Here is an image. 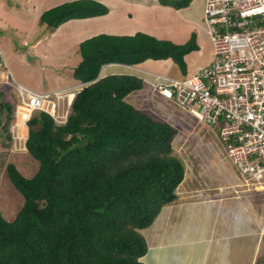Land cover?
Listing matches in <instances>:
<instances>
[{"label": "trees", "instance_id": "1", "mask_svg": "<svg viewBox=\"0 0 264 264\" xmlns=\"http://www.w3.org/2000/svg\"><path fill=\"white\" fill-rule=\"evenodd\" d=\"M157 1L180 9L192 0ZM108 11L99 0L64 1L42 11L38 23L54 30ZM197 47L194 33L179 44L141 31L102 32L79 43L73 76L84 84L66 121L57 124L34 110L26 121L25 149L37 169L26 177L13 162L6 165L23 201L12 219L0 211V264H145L139 260L147 250L139 229L176 199L185 165L171 142L178 128L125 100L145 86L144 78L113 67L170 58L185 75L184 55ZM109 63L115 65L99 76ZM5 84L13 95L5 98L0 89L9 142L16 101Z\"/></svg>", "mask_w": 264, "mask_h": 264}, {"label": "rangeland", "instance_id": "2", "mask_svg": "<svg viewBox=\"0 0 264 264\" xmlns=\"http://www.w3.org/2000/svg\"><path fill=\"white\" fill-rule=\"evenodd\" d=\"M64 1L70 0H0V47L5 56L6 66L0 68L6 70L11 83H20L37 92H65L68 94L66 98L70 103L75 94L73 90L81 87H78L76 83L79 82L73 76V69L81 59L78 51L81 41L102 32L131 35L137 31H150L157 23L150 16L155 11L151 4L148 5V9L142 7L141 13H138L137 6L134 5L138 3V0H99L110 7L111 12L108 16L105 18L100 16L99 19L94 17L70 19L60 24L55 30L38 23V16L42 11ZM196 2L199 1L196 0ZM164 22L163 18L158 20V24L161 25L160 31L166 32L167 35L170 29L168 26H163ZM205 35V43L201 45L200 54H195L197 58L195 61L200 65L207 63L211 55L213 56L212 42L207 33ZM157 36L168 38L164 35ZM148 60L149 65L139 64L138 66L164 76H183L173 61L160 63L158 60ZM188 60H191V55ZM131 66L130 68L115 66L113 69L140 73L134 65ZM108 72L110 69L105 66L101 69L99 76ZM142 74L145 82L148 75L143 72ZM0 77V80H6L2 73ZM11 83L10 85L0 83V89L4 90L3 84L10 86L15 93L16 101L17 92ZM150 90L145 82L143 88L134 90L125 100L139 109L150 110L155 118L167 121L178 128L171 142L174 153L183 160L185 165L184 179L183 183L179 184L180 187L191 188V184H197L198 181L210 186L224 183L223 186L229 187L227 189H231L230 186L238 190L242 187L244 195L248 196L252 202V210L256 218L261 222L262 211H264V189H261L263 186L257 184L254 187L252 183L247 184L246 180L243 181L242 177L238 178L239 172L236 166L225 157L224 142L216 135L213 136V132L207 125L199 122L196 117L171 100L162 99L165 102H161L154 97L149 100ZM4 92L5 98H13V95L9 94V88ZM16 111L17 109L14 110L13 118L8 125L10 141L5 142V132L2 130L1 122L5 121L6 110L0 109V211L7 219L15 216L23 201L21 194L6 175L7 163L13 162L26 177L32 175L37 169V161L25 149L27 126L21 124ZM232 172L237 177H231L232 180L229 182L226 176H232ZM177 188L176 191H178Z\"/></svg>", "mask_w": 264, "mask_h": 264}, {"label": "built area", "instance_id": "3", "mask_svg": "<svg viewBox=\"0 0 264 264\" xmlns=\"http://www.w3.org/2000/svg\"><path fill=\"white\" fill-rule=\"evenodd\" d=\"M202 7L213 59L185 77L155 73L148 96L171 100L207 125L224 142L237 176L264 189V0H204ZM0 67H6L1 49ZM0 73L6 78L0 83L10 84L6 70ZM11 84L22 125L34 110L49 113L57 124L66 120L67 93Z\"/></svg>", "mask_w": 264, "mask_h": 264}, {"label": "crops", "instance_id": "4", "mask_svg": "<svg viewBox=\"0 0 264 264\" xmlns=\"http://www.w3.org/2000/svg\"><path fill=\"white\" fill-rule=\"evenodd\" d=\"M198 1L192 0L188 6L180 9L161 5L157 0H138L134 4L138 13H141L142 7L148 9L149 4L155 8L150 16L157 25L144 33L159 39H166L157 36L164 35L168 37L167 40L179 44L186 42L192 33L195 34L197 49L184 55L186 72L190 74L209 64L213 57L211 55L209 61L201 65L195 61V54H200L206 36L202 21L204 0ZM110 12L109 7L106 14L93 17L105 18ZM162 18L165 20L163 26L170 29L167 35L160 31L158 20ZM190 55L191 60H188ZM157 60L160 63L172 61L170 58ZM139 64L150 63L147 59ZM139 64L134 65L135 69L140 70L142 77V72L147 74L145 81L151 82L152 74L156 72L141 68ZM112 65L115 64H105L103 68ZM233 174H226V180L230 182L231 177H237ZM223 184L210 186L198 181L191 184V188L184 189L179 185L176 199L163 205L149 226L139 229L147 245L146 252L139 260L145 264H264V211L259 222L252 210V202L242 191L244 188L240 187L235 192Z\"/></svg>", "mask_w": 264, "mask_h": 264}, {"label": "clouds", "instance_id": "5", "mask_svg": "<svg viewBox=\"0 0 264 264\" xmlns=\"http://www.w3.org/2000/svg\"><path fill=\"white\" fill-rule=\"evenodd\" d=\"M103 66H104V65H103ZM154 74H155V73H154ZM154 74H152V78H153L152 81H154V79H155V75H154ZM156 74H159V73H156ZM187 74H190V73H187V72H186L185 75H187ZM161 75H163V74H161ZM169 77H174V76H169ZM146 83L148 84V88H149L150 81H148V82L146 81ZM77 84H78V87H80V86L82 87V85H83L84 83H83V82H79V83H77ZM81 87H80V88H81ZM76 88H77V87H76ZM80 88H79V89H80ZM73 89H75V88H73ZM79 89H77V90H73V92L76 94V93L79 91ZM75 94H74V96H75ZM148 95H149V92H148ZM74 96H73V98H74ZM156 96L159 97V95H155L154 98H156ZM159 98H161V97H159ZM148 99H149V100H152V98L150 99L149 96H148ZM48 114H49V113H48ZM65 121H66V120H65ZM65 121H64V122H65ZM64 122H63V123H64ZM61 124H62V123H61ZM26 125H27V123H26ZM208 128H209V127H208ZM209 129H210V128H209ZM27 130H28V126H27ZM210 131H212V130L210 129ZM212 132H213V131H212ZM214 135H215V134L213 133V136H214ZM25 140H26V139H25ZM24 142H25V141H24ZM24 144H25V143H24Z\"/></svg>", "mask_w": 264, "mask_h": 264}, {"label": "bare ground", "instance_id": "6", "mask_svg": "<svg viewBox=\"0 0 264 264\" xmlns=\"http://www.w3.org/2000/svg\"><path fill=\"white\" fill-rule=\"evenodd\" d=\"M183 77H185V76H183ZM183 77H182V78H183ZM72 100H73V98H72ZM72 100H71V102H72ZM71 102H70V103H68V104H71ZM190 114H191V113H190ZM192 115H193V114H192ZM193 116H194V115H193ZM261 189H262V188H261Z\"/></svg>", "mask_w": 264, "mask_h": 264}]
</instances>
